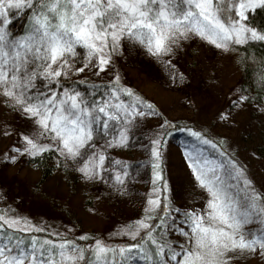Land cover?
Returning a JSON list of instances; mask_svg holds the SVG:
<instances>
[{"label": "snow or ice", "instance_id": "6c2138e0", "mask_svg": "<svg viewBox=\"0 0 264 264\" xmlns=\"http://www.w3.org/2000/svg\"><path fill=\"white\" fill-rule=\"evenodd\" d=\"M258 11L264 0H0V110L11 117L0 119L8 141L0 164L18 171L54 158L97 204L134 194L150 165L137 215L106 236L73 222L37 223L22 214L19 196L0 193V264H264V180L251 175L236 141L217 131L240 128L242 113L264 126V55L248 53L264 44ZM197 38L244 51L233 61L239 78L226 90L214 72L206 82L194 64L189 71L180 63ZM133 50L161 66L172 85H202L217 101L210 119L179 124L125 83L119 60ZM200 94L199 87L186 93V106ZM174 134L181 139L173 145ZM140 138L143 164L122 154ZM172 148L190 179V202L173 196Z\"/></svg>", "mask_w": 264, "mask_h": 264}, {"label": "rangeland", "instance_id": "374dc122", "mask_svg": "<svg viewBox=\"0 0 264 264\" xmlns=\"http://www.w3.org/2000/svg\"><path fill=\"white\" fill-rule=\"evenodd\" d=\"M187 62L188 64L191 62V65L194 64L196 75L206 82L210 79L208 74L214 72L219 79L220 87L224 90L238 78L237 66L230 59V55L200 38L193 40L189 44L187 51L181 55L180 63L187 67ZM119 66L124 82L144 92L159 107L158 109H160L163 116L169 119L180 118L185 120L190 118L200 123L210 119L216 107V98L211 94L204 93L203 86L197 85L196 81L187 88L172 85L161 66L136 50L122 56L119 60ZM205 69L209 73H205ZM186 70L191 71L192 67ZM196 87H199L201 94L197 96L196 106L190 109L186 106L184 97L186 93L192 92ZM5 116L11 118L10 114L0 110V119ZM238 129L218 128L217 131L224 132L233 138ZM233 139L240 150L239 138L235 135ZM137 140L140 141L141 138ZM7 143L6 139L0 138V149H4ZM262 163H259L256 168L257 170L259 169L257 172H255V169L250 170L251 175L258 182L264 180V170L262 168L264 165ZM167 167L172 189L178 191L175 193L178 199L177 202H183L185 198L190 202L192 200V197L189 196L192 191L190 179L181 165V161L176 156L175 148L171 149ZM35 175V171L26 168L25 164L18 171L15 165L0 164V193L6 191L10 199L19 196L20 199L17 203L23 215H27L37 223L42 220L52 225L61 222H73L78 229L85 231L86 229L95 228L101 230L105 236L115 226V220L107 219L105 215L100 218L96 214L97 212L92 214L91 211L83 212L81 220L79 219L76 223L73 220H68L63 213L54 210L46 201L32 193L28 186V179ZM80 197L76 193L71 196L70 201H78L81 199Z\"/></svg>", "mask_w": 264, "mask_h": 264}, {"label": "trees", "instance_id": "16d2710c", "mask_svg": "<svg viewBox=\"0 0 264 264\" xmlns=\"http://www.w3.org/2000/svg\"><path fill=\"white\" fill-rule=\"evenodd\" d=\"M253 18L257 23H264V11L256 12ZM23 26V16L14 18V22L12 23V28L14 30L19 31L23 28ZM224 52L230 55L232 62L236 58L243 57L245 55L243 50L238 51L235 47L231 48L230 50H224ZM248 53L249 55L255 54L257 57L264 55V44L256 42L254 43V46L250 45L248 48ZM191 66V62H189V64L187 62V67L185 66V69H190ZM236 66L239 78V65ZM204 72L209 73L207 69H205ZM130 86L133 87L139 94L143 95L145 99H148L154 105H156L151 99L148 98V96L144 94V92L139 91L131 84ZM157 108L159 107L157 106ZM158 110L161 113L160 109ZM237 119L243 121L237 133L235 134L237 138H239V144L241 146V159L246 165H248L250 168L249 170L255 169V172H257L259 169L257 170L256 168L258 167L259 163L263 162L262 164L264 165V126L259 124L254 114L242 113ZM155 120V116L148 118L147 127L150 128L155 123ZM185 120L177 118V123L183 124ZM243 128H247L248 131L242 133L241 129ZM180 139V135L174 134L171 143L174 145L178 143ZM140 143H146V140L141 138L140 141L136 140L134 142V144L137 146L123 149V156L139 161L141 164H143L144 154L142 149L138 147ZM25 167L30 170H34L36 173L35 176L28 179V186L32 193L46 201L54 210L58 211L59 213H63V215L68 220L75 221V223L79 219L81 220V214L83 212H92V208L94 207L98 209L96 211L97 213H95L98 214L100 218L105 215L107 219L110 218L116 222L122 219L134 218L137 215L139 197L144 194L146 187L149 186L150 182L149 165L144 169L146 173L145 176L135 183V188L137 191L134 194L127 198L108 200L103 204H97V201L92 199V193L83 188L81 181L75 179L73 174L67 173L64 170L56 167L54 158L45 161V163H43L40 167H35L34 165L28 163H25ZM262 168L264 170V166ZM177 192V190H173V196L176 201L178 200L175 195ZM76 193L81 196V199L75 202L70 201L71 196L75 195ZM88 200H91V203L85 202ZM85 231H89L93 234H102L101 230H97L95 228L86 229ZM246 264H260V262L258 259H250L246 262Z\"/></svg>", "mask_w": 264, "mask_h": 264}]
</instances>
